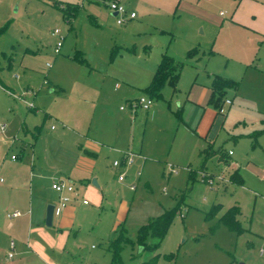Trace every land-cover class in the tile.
Segmentation results:
<instances>
[{
    "label": "rangeland",
    "instance_id": "374dc122",
    "mask_svg": "<svg viewBox=\"0 0 264 264\" xmlns=\"http://www.w3.org/2000/svg\"><path fill=\"white\" fill-rule=\"evenodd\" d=\"M107 1L88 7L86 0H0L4 148L19 153L17 129L27 125L39 133L35 145L54 153L73 145L59 138L72 131L113 149H103L98 175L87 176L91 190L83 199L91 207L103 193V208L78 209L75 226L59 238L65 243L70 234L75 252L44 264H110V241L120 232L133 243L123 248L121 264L146 261L153 252L137 245L139 228L175 207L164 238H147L148 245L159 243L156 264H264V32L231 18L238 7V15L258 24L263 14L251 12L253 5L245 0H182L163 32L154 27L158 16L151 11L137 10L141 25L117 24ZM54 2H78L80 8L68 23ZM56 27L60 54L54 52L57 39L49 35ZM193 48L197 52L189 56ZM162 53L183 62L175 88L165 85L161 96H150L149 110L131 106L149 96L144 88ZM215 74L236 82L225 89L221 113L211 95ZM51 125L56 132L48 130ZM128 152H139L143 164L134 159L122 169L120 182L112 162ZM234 172L241 183L230 180ZM96 177L99 186L93 183ZM233 206L239 211V232L220 221ZM41 215L33 220L41 221L38 240L55 232ZM8 223L0 214V264H12L6 258L11 240L16 252L18 240L36 251L32 237L21 240L6 229ZM14 255L22 257L18 264H29L28 255Z\"/></svg>",
    "mask_w": 264,
    "mask_h": 264
},
{
    "label": "crops",
    "instance_id": "0c3cea01",
    "mask_svg": "<svg viewBox=\"0 0 264 264\" xmlns=\"http://www.w3.org/2000/svg\"><path fill=\"white\" fill-rule=\"evenodd\" d=\"M95 1L98 0H86L88 7H91L93 5L92 3ZM118 1L126 5L130 11H134L136 13L134 18L128 19L124 23L130 21L132 25H141V19L138 18L137 10L142 11L143 14L151 11L158 16V18L155 19L154 27L161 28V30L164 32L165 26L170 20L173 19L177 9L181 5L182 0ZM243 1H241V3ZM245 1H249L253 5L251 12L257 13L258 15L263 14L262 19L264 21V2H257L256 0ZM238 11L239 7L232 12V19H235L237 22L253 28L258 33L264 32V22L258 24V21L255 22L243 15H238ZM168 55L175 59L173 53ZM9 93L11 94L10 91ZM31 108L32 107H30V109ZM3 118L6 117L0 115V123H5L4 121H1L5 120ZM61 127L64 128L65 125L61 123ZM48 130L54 133L57 131V127L51 125ZM7 131L8 130L6 126L4 131H0V135H6ZM70 133L72 134L67 135L62 133L59 138H67L69 143L72 142L73 145L66 147L67 144H64L63 151H57L55 153L47 150L43 146L35 145V140L38 138L39 133L37 129L32 128V126L28 127L27 125H20V127L17 129L16 136L21 139L20 151L17 154L12 152L9 153L7 149L4 148L5 145L2 144L3 142L0 141V214H3L4 217L9 221L6 228L9 230V232L14 231L21 240L25 237L27 241L30 237H32V242L35 245L36 251L33 249L24 248L23 243H21L22 241L19 240L17 241V248L19 251L16 252V245L14 250V253L18 254V256L23 254L26 256L28 255L27 260H30L29 264H33L32 261L35 260L44 264L47 262V259L56 260L57 258H60L61 254H65L66 256L73 254L75 252L74 248L77 243L70 242V234L68 235L65 243L61 242L59 238L61 237L62 232L67 230L70 231L75 226V214L77 213L78 209H82V212L88 213L91 210H95L96 212L103 208V202L105 200L103 193L101 197L96 195V200L91 207H89V203H83V199L84 196H86L91 190L89 185L90 179L88 180L87 176L92 177L94 174L95 176L98 175V172H96L95 168L97 159L104 151L103 149H113L109 148L105 144L99 143L95 139L87 137L79 131H72ZM82 140L84 143H79L80 147H78V141ZM5 144L7 143L5 142ZM75 144H77V147ZM27 148H30L29 154H25V150ZM134 153L136 154L134 159L140 161L141 164H143L140 153ZM12 155L16 156L15 159H12ZM63 157H67L68 161L63 160ZM80 161L82 162L81 164ZM112 166L117 170V174L118 172L123 171V168L115 167L113 162ZM137 178H139V176H137ZM95 180L96 182L94 181L93 183H97V186H99V178L96 177ZM56 181L71 182L75 187V191L70 193L71 199L64 206L62 212L59 214H53L52 225L47 226L53 227L55 231L54 233L50 234L52 237L38 240L35 235L43 232L40 227L41 221L33 220L36 218V215L41 212L42 215L40 218L45 221L46 208L48 204H53L55 206L58 203L59 194L52 188V184ZM9 210H19L21 215L13 218V220L10 221L6 217V213H8ZM23 216H25V219L19 220ZM35 222L36 226L34 225ZM44 233L47 234L45 231ZM73 237H76V234ZM8 247L9 243L6 249L7 253ZM3 249L5 250V248ZM14 256L15 255H13L9 260H11L12 264H18L22 257L15 260ZM6 258L8 259L7 255Z\"/></svg>",
    "mask_w": 264,
    "mask_h": 264
},
{
    "label": "trees",
    "instance_id": "16d2710c",
    "mask_svg": "<svg viewBox=\"0 0 264 264\" xmlns=\"http://www.w3.org/2000/svg\"><path fill=\"white\" fill-rule=\"evenodd\" d=\"M63 15V19L70 23L76 13L80 8V4L76 3H53ZM3 32V29H0V34ZM197 52L196 48L191 49L188 52L189 56L194 55ZM183 67V62L174 59L172 56L167 53L162 54L160 62L158 63L156 70L154 71L152 78L149 84L144 88L149 96L158 97L161 96V91L165 85H170L175 88ZM228 87H236V82L215 74L213 78V83L211 87L212 100L214 106L220 109L223 103H220L221 98L225 92V89ZM220 160H225V154L223 152H218ZM228 154V153H227ZM229 155V154H228ZM230 180L233 182L241 183L242 178L237 172H234L230 175ZM220 209L219 205L213 206V211H218ZM177 213V208H172L165 210L159 217L151 219L148 223L142 225L138 230L136 243L142 248H147L153 252V255L146 261L139 262L137 264H156L157 257L159 253L157 248L159 243L155 245H148L147 238L149 236L155 237L159 242L164 238L168 227ZM239 211L236 206L228 208L220 217V221L223 222L230 230L241 231L240 222L237 219ZM133 244L130 239L123 233L120 232L113 240L110 241L109 250L111 252V261L110 264H121V252L126 245Z\"/></svg>",
    "mask_w": 264,
    "mask_h": 264
},
{
    "label": "built area",
    "instance_id": "2783aa9c",
    "mask_svg": "<svg viewBox=\"0 0 264 264\" xmlns=\"http://www.w3.org/2000/svg\"><path fill=\"white\" fill-rule=\"evenodd\" d=\"M106 6L108 10L112 13L115 14L114 17L116 18V22L118 24H122L126 22L128 19H132L136 16V13L134 11H130L126 5L120 3L118 0H108L106 2ZM49 35L51 37H54L57 39L54 47V52L55 54H60V49L62 46V37L60 36V30L58 27L50 30ZM50 66V64H47ZM152 104V98L147 95H142L138 97L135 100V104H131V106L136 107L139 106L144 110H148L151 107ZM225 104H230V100L226 99ZM30 107H33L32 104H30ZM224 111V106L222 105L219 109V112ZM6 129V124L1 123L0 124V131H4ZM228 154L231 155L232 151H228ZM136 154L133 152H128L125 153L124 156L121 158V160H114L113 165L117 168H127L130 164L133 163L134 158ZM12 159H15V155L11 156ZM171 172H175L172 168L170 169ZM140 175V172H137V176ZM117 179L118 181H124L125 179V171H120L117 174ZM213 178H209V182L211 183ZM134 185H131V189H134ZM52 188L55 192L59 194V199L58 203L54 206V213L59 214L62 212L64 206L70 201V193H73L75 191V187L71 182H65V181H56L52 184ZM83 203H87L85 200H83ZM21 215V212L19 210H13L12 212L6 213V217L11 221L13 218H16ZM14 250H15V243L11 240L9 242V247H8V253L7 256L8 258H11L14 255Z\"/></svg>",
    "mask_w": 264,
    "mask_h": 264
},
{
    "label": "water",
    "instance_id": "95a60500",
    "mask_svg": "<svg viewBox=\"0 0 264 264\" xmlns=\"http://www.w3.org/2000/svg\"><path fill=\"white\" fill-rule=\"evenodd\" d=\"M112 15L114 16L115 14H112ZM53 214H54V205L48 204L46 208V217H45V223L47 226L52 225Z\"/></svg>",
    "mask_w": 264,
    "mask_h": 264
}]
</instances>
